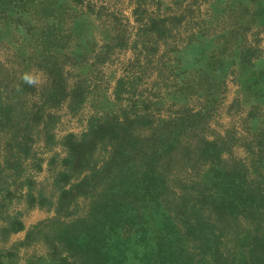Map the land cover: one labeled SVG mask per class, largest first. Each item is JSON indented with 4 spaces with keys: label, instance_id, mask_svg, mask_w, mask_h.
<instances>
[{
    "label": "trees",
    "instance_id": "16d2710c",
    "mask_svg": "<svg viewBox=\"0 0 264 264\" xmlns=\"http://www.w3.org/2000/svg\"><path fill=\"white\" fill-rule=\"evenodd\" d=\"M85 14L63 0H0V19L18 22L0 27L13 59L0 73V264L34 241L57 264H264V175L256 168L264 135L253 137L254 166L225 158L236 136L209 134L210 115L156 117L134 109L131 97L117 109L109 103L79 136L64 137L62 154L52 152L51 188L36 187L44 158L35 144L54 145L53 109L78 110L92 90L89 65L127 44L111 25L116 43L101 48L93 29H83ZM160 18L142 22L147 36L166 27ZM32 68L43 73L41 83L30 78ZM122 85L115 95L130 93ZM33 207L54 214L6 246Z\"/></svg>",
    "mask_w": 264,
    "mask_h": 264
},
{
    "label": "rangeland",
    "instance_id": "374dc122",
    "mask_svg": "<svg viewBox=\"0 0 264 264\" xmlns=\"http://www.w3.org/2000/svg\"><path fill=\"white\" fill-rule=\"evenodd\" d=\"M63 1L86 13L83 29H93L94 41L101 48H106L105 42L110 46L116 43L111 25L119 37L125 34L127 44H115L110 58L94 66L87 62L85 75L90 77L92 90L78 110H68L66 105L53 109L58 119L53 129L54 145L45 149L42 142L35 144L38 156L44 158L42 170L33 174L37 188H51L48 158L52 152L62 154L60 142L66 135L79 136L88 120L104 112L109 103L111 109H117L118 103L127 105L129 97L135 101L134 109L147 107L156 117H171L175 111L188 116L210 115L209 134L237 137L225 158H242L254 166L250 151L257 147L253 137L264 135V0ZM143 8L147 12L138 19L137 12ZM149 15L167 19L160 33H144L142 22ZM8 23L15 26L18 22L0 19L1 28H8L4 25ZM85 33L79 34V40ZM9 50L5 42L0 43V73L13 60ZM11 69L26 71L17 66ZM28 73L37 83L43 80L40 70L28 69ZM119 80L130 93L115 95ZM256 168L264 175V160L258 161ZM15 206L25 208L22 202ZM53 214L46 208L26 209L22 216L24 228L12 233L6 246L24 239L33 224ZM9 262L57 264L48 256L47 246L35 241L16 248Z\"/></svg>",
    "mask_w": 264,
    "mask_h": 264
}]
</instances>
